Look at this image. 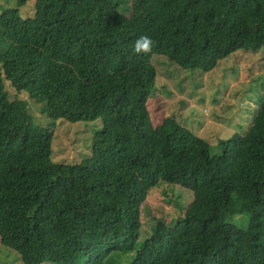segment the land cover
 Listing matches in <instances>:
<instances>
[{
  "label": "trees",
  "instance_id": "1",
  "mask_svg": "<svg viewBox=\"0 0 264 264\" xmlns=\"http://www.w3.org/2000/svg\"><path fill=\"white\" fill-rule=\"evenodd\" d=\"M26 1L0 12V243L24 264H119L130 251L125 264H264V96L246 133L215 145L173 117L154 128L146 107L155 54L203 72L239 49L264 57V0H35L22 18ZM142 35L147 53L133 50ZM5 80L50 119H100L91 155L53 161L51 125ZM160 180L192 201L138 243ZM239 214L245 225L228 220Z\"/></svg>",
  "mask_w": 264,
  "mask_h": 264
},
{
  "label": "rangeland",
  "instance_id": "2",
  "mask_svg": "<svg viewBox=\"0 0 264 264\" xmlns=\"http://www.w3.org/2000/svg\"><path fill=\"white\" fill-rule=\"evenodd\" d=\"M17 0H0V12L16 7ZM35 0H27L19 7L22 18L32 17ZM130 15L128 1L122 11ZM255 26L248 25L247 31ZM156 68L153 93L146 102L149 117L157 128L166 117L175 118L195 135L215 145L233 133L245 134L264 96V57L260 51L239 49L219 60L210 71L186 70L162 55H153ZM5 89L10 99L17 97L28 102L33 122L38 126L51 125L53 130L52 160L57 162H79L91 155V138L101 127L100 119L69 122L65 119H50L40 110V104L29 99L24 92L15 91L5 80ZM192 201L190 190L179 185L158 181L151 187L140 204V229L138 243L149 236L160 223L171 225L182 216ZM245 215H233L228 220L245 225ZM248 220V219H247ZM117 254V253H112ZM133 251L118 253L114 260L125 264ZM110 264H114L112 256ZM0 264H24L20 255L0 243ZM51 264V263H42Z\"/></svg>",
  "mask_w": 264,
  "mask_h": 264
},
{
  "label": "clouds",
  "instance_id": "3",
  "mask_svg": "<svg viewBox=\"0 0 264 264\" xmlns=\"http://www.w3.org/2000/svg\"><path fill=\"white\" fill-rule=\"evenodd\" d=\"M152 43L149 36L142 35L135 40L133 50L137 53H147L151 50Z\"/></svg>",
  "mask_w": 264,
  "mask_h": 264
}]
</instances>
